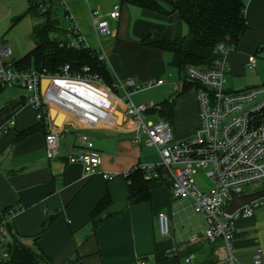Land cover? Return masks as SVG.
Returning <instances> with one entry per match:
<instances>
[{"label":"crops","instance_id":"obj_1","mask_svg":"<svg viewBox=\"0 0 264 264\" xmlns=\"http://www.w3.org/2000/svg\"><path fill=\"white\" fill-rule=\"evenodd\" d=\"M24 1L25 8H20L16 16L26 10L28 0ZM154 1L164 12L122 0L62 2L69 16L65 18L68 26L74 27L84 44L97 51L108 66L117 83L116 90L122 91V96L116 94L119 98H103L96 83L47 76L41 81L47 107L48 121L45 122L36 119L24 88L18 85L0 88V211L14 210L5 214L4 221L9 222L10 230L6 232L0 227V233L7 242L16 238L42 253L44 258L40 264H136L139 260L146 264H192L186 258L191 255L194 258L195 252L203 253L200 264H207L210 259L214 264H221L218 257L223 244L206 241L205 220L201 230L189 234L187 239L179 237L175 241L160 233L158 213L169 211L174 221L176 216L180 218L186 213V204L196 210L192 199L185 202L184 198H173L169 183L153 181L149 185V199L128 202L126 174L147 159L143 145L132 143V124L125 111L120 85L126 79L138 85L159 78L167 81L166 76L172 77L174 87L179 85L178 74L173 79L170 71L171 54L141 45L140 38L146 30L159 32L166 39L187 33L186 24L171 5L164 0ZM244 2L248 30L238 46L227 50L225 55L229 90H233L236 78L229 79L228 75H241L247 68L248 57L255 54L257 64V57L264 52V0ZM116 6L119 17L108 20L109 32L100 34L90 12L95 10L103 15ZM16 16L11 18L10 27L19 22L13 24ZM23 18L29 20L26 30L31 34L34 21L29 15ZM4 43L0 48L9 50L7 60L18 59L35 46L34 41L24 47ZM190 50L210 56L200 50L196 39L190 43ZM260 84L264 82L257 80L245 88ZM175 100L174 138H189L200 123L196 92L190 88L178 96L177 103ZM31 127L35 128L32 132L17 138ZM50 129L61 130L57 156L53 158H48L45 151V135ZM81 134L87 135L99 152L100 162L94 175H86L81 163L67 161L68 154L77 153ZM102 173L113 178L105 179ZM105 195L109 196L110 203L91 218V211ZM261 210L234 222L231 252L239 262L248 264L255 247L261 248L264 258V208ZM211 248L213 257L210 258Z\"/></svg>","mask_w":264,"mask_h":264},{"label":"built area","instance_id":"obj_2","mask_svg":"<svg viewBox=\"0 0 264 264\" xmlns=\"http://www.w3.org/2000/svg\"><path fill=\"white\" fill-rule=\"evenodd\" d=\"M60 3L63 0H54ZM120 15L118 7L101 15L95 10L90 18L98 32L102 35L109 32L108 20L117 19ZM69 16L66 15L67 19ZM75 31V28L73 27ZM76 32V31H75ZM75 45L76 42L72 41ZM228 47L218 45V56L210 68L188 66V80L195 83L200 123L192 138L175 139L172 124L158 118L156 122L146 120L151 109L157 108L152 103L135 104L129 96L132 90L161 85L164 79L135 84L126 79L120 88L124 91V106L132 124V143L146 147H155L160 154L159 164H139L145 170V178L157 175L155 168L161 166L168 175L169 187L173 198L192 199V206L202 213L205 220L204 236L211 244L221 241L223 251L219 255L221 264H246L235 259L231 252V239L234 234V222L239 217H252L257 208H264V196L257 198L236 209L232 214L226 213L231 202V194L242 195L264 189V84L254 85L239 90L226 88L229 70L225 55ZM9 55L7 47L0 48V85H18L27 91V101L35 110L38 121H48L47 107L41 92V81L44 73L35 70H15L6 63ZM256 65V55L251 54L246 62L248 69ZM84 71L87 68L83 69ZM77 82H92L99 85V93L103 98H119L114 90L103 83L95 75L68 74V66L64 73L53 75ZM179 85L175 84V91ZM61 130L50 129L45 135V151L48 158L57 156L58 141ZM80 145L77 153L68 154L67 161L82 164L86 175L97 173L100 162L99 152L85 134L79 135ZM204 169L210 182L209 187H200L193 178L194 168ZM105 179L113 175L102 173ZM245 187H251L246 191ZM13 213V212H11ZM159 231L168 235V217L166 213L157 215ZM4 235L0 233V264L10 259ZM193 255L186 258L190 262ZM69 264H77L72 262ZM136 264H146L139 260ZM248 264H264L262 250L255 247L251 252Z\"/></svg>","mask_w":264,"mask_h":264},{"label":"trees","instance_id":"obj_3","mask_svg":"<svg viewBox=\"0 0 264 264\" xmlns=\"http://www.w3.org/2000/svg\"><path fill=\"white\" fill-rule=\"evenodd\" d=\"M164 1L178 12L180 19L186 24V35L169 40L159 32L146 30L140 38V44L171 54L169 65L177 71L178 79L183 84L180 94H183L195 87V83L187 78L188 66L210 68L218 56V45L223 44L229 49H235L238 46L242 36L248 30L245 20V2L244 0ZM122 2L164 12L154 0H122ZM25 15H29L34 21L31 36L35 46L22 57L7 60L6 63H10L15 70L31 69L48 76L61 75L64 73V67L68 66V74L95 75L116 91L117 83L98 52L86 46L72 26H62L60 17L65 19L67 15L62 3L54 0H28L26 10L13 18V24ZM193 39H196L200 50L209 53L210 56L193 53L190 50ZM72 41L76 44L73 45ZM84 68L87 70L84 71ZM174 100H162L157 104V108L151 109L149 113L172 124ZM34 129V127L27 129L18 134L17 138ZM155 171L157 175L150 179L145 178L146 172L141 167L135 166L128 171L126 179L129 204L149 199L151 182L163 180L169 183L167 172L161 166L156 167ZM109 203L110 198L105 195L93 208L90 217L93 218ZM10 211L14 212L10 208L0 211V227L6 232L10 230V226L4 219L5 214L11 213ZM44 228L45 225H43ZM5 246L10 253V259L3 264H40L44 258L42 253H38L16 238L6 242ZM209 256L213 257V248ZM207 264H214L213 260L210 259Z\"/></svg>","mask_w":264,"mask_h":264},{"label":"rangeland","instance_id":"obj_4","mask_svg":"<svg viewBox=\"0 0 264 264\" xmlns=\"http://www.w3.org/2000/svg\"><path fill=\"white\" fill-rule=\"evenodd\" d=\"M246 1V0H245ZM26 2L23 0H0V45H5L4 42L14 43L17 47H24V46H31V34L30 31L26 30V27L29 23V20L26 18H21L19 22H17L14 26H11V18L16 16L18 13L17 11L20 8H25ZM24 6V7H23ZM60 22L62 26L68 27V22L66 19L60 17ZM4 35L3 40L1 37ZM174 39V38H173ZM6 40V41H5ZM172 40V39H169ZM168 55V54H167ZM9 58V57H8ZM11 58V56H10ZM171 74L174 77L177 76L176 71L172 68ZM228 78H236V81H239V85L236 86V81L233 80V90L244 89L245 86H249L254 84L257 80H262L264 82V52L257 57V64L255 68L248 69L246 68L244 73L241 75H228ZM165 79L167 81L163 85H154L149 86L139 90H132L129 98L135 104H144V103H152L157 105L163 99H168L171 95L175 94L174 86L172 83V77L166 76ZM244 86V87H242ZM242 87V88H241ZM116 94L122 96V91L120 89L114 91ZM180 96V95H179ZM176 103L178 96L175 98ZM146 120H151L156 122L158 117L147 113ZM176 124L172 125L174 130ZM195 136L189 135L187 137L192 138ZM180 138V137H179ZM178 140V138H176ZM143 152L145 158L147 159L146 163L143 164H159L161 162V157L157 149L155 147H145L143 146ZM193 178L199 184L200 187H209L210 182L208 178L204 174V169L201 168H194L193 170ZM251 187H245V190H251ZM179 200V199H176ZM185 202H190L191 198L186 197L183 199ZM187 211L183 213L180 218L176 216L175 220H171L169 211H166V215L168 217V235L171 239L173 238L175 241L181 239H187L189 234H195L201 230L204 226V218L201 213L194 210L192 207L186 204ZM263 209V207H262ZM261 208H258L255 211V214L261 213ZM206 239V238H205ZM207 241V239H206ZM194 258L191 260L192 264H200L203 261V253L202 252H195Z\"/></svg>","mask_w":264,"mask_h":264},{"label":"water","instance_id":"obj_5","mask_svg":"<svg viewBox=\"0 0 264 264\" xmlns=\"http://www.w3.org/2000/svg\"><path fill=\"white\" fill-rule=\"evenodd\" d=\"M182 86L183 84L180 83L178 90L175 92V94L171 95L168 99L172 100L175 99L181 92H182ZM264 196V189L257 190L252 193H246L242 195H236L234 193L231 194V202L229 203L228 207L226 208V213L232 214L236 209L243 206L244 204H247L257 198H260Z\"/></svg>","mask_w":264,"mask_h":264}]
</instances>
